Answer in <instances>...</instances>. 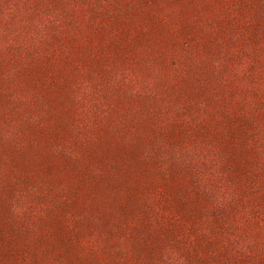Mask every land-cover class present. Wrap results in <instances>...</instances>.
Returning <instances> with one entry per match:
<instances>
[{
	"label": "rangeland",
	"instance_id": "obj_1",
	"mask_svg": "<svg viewBox=\"0 0 264 264\" xmlns=\"http://www.w3.org/2000/svg\"><path fill=\"white\" fill-rule=\"evenodd\" d=\"M0 264H264V0H0Z\"/></svg>",
	"mask_w": 264,
	"mask_h": 264
},
{
	"label": "trees",
	"instance_id": "obj_2",
	"mask_svg": "<svg viewBox=\"0 0 264 264\" xmlns=\"http://www.w3.org/2000/svg\"><path fill=\"white\" fill-rule=\"evenodd\" d=\"M215 45H217V44H215ZM94 51H95V54H94L95 59H94V61L89 62L91 64V66H89V69L102 66L101 55L98 53V51H96V50H94ZM109 51L114 53L115 57L118 59V51L117 50L109 49ZM202 71H204V73H205V70H202ZM205 75L206 74H203V76H205ZM177 103H178V101H177ZM143 129H145V125H144ZM125 131H126V128L124 125V128H121L120 130H118V132H108L113 137V141L110 145L112 147V151L110 152L111 158L114 160L112 162L117 164L119 172H122V173L117 178H112L108 181L106 180V182L103 184V186L105 185L106 189H109V188L110 189H116V188L120 187L121 184L129 183L126 181L128 179V176L126 174L131 172V171L137 170L135 167L134 160L136 159V156L138 155V152L141 148L144 147V151H151L150 155L153 156L154 150L156 149L158 144H160L159 140H165L169 144L171 142L176 141L175 140V131L165 130L162 132H155L154 133V131L152 129H150L146 135H144L143 132L139 131L138 134H135L132 136V139L130 142L124 144L127 147L121 148L120 145H117L119 143L117 140H118L120 134H124ZM94 144H96V143H94ZM97 149H98V146L95 147V149L92 151L91 155H93ZM90 150H91V147H90ZM114 156H116L117 158H114ZM92 159L95 162H98V160H99L98 158H92ZM154 160L155 159L153 157H151V159H149V160L143 159L144 164H141L142 169H139L141 171L139 174H143V177H144L143 180L149 181V185H151L153 176L156 174V172L153 168ZM127 169L129 171L124 172ZM166 183L168 186L169 183L167 181H166ZM173 184L175 186H177L175 181H173ZM100 190L103 191L104 187L101 188Z\"/></svg>",
	"mask_w": 264,
	"mask_h": 264
}]
</instances>
